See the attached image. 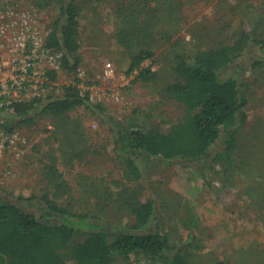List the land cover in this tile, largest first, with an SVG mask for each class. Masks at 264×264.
Instances as JSON below:
<instances>
[{
	"label": "rangeland",
	"instance_id": "obj_1",
	"mask_svg": "<svg viewBox=\"0 0 264 264\" xmlns=\"http://www.w3.org/2000/svg\"><path fill=\"white\" fill-rule=\"evenodd\" d=\"M183 3L186 24L173 43L180 41L190 50L204 48L200 44L204 29L217 22L229 21L238 27L258 23L264 15V0ZM78 4L82 7L81 66L76 73L57 70L52 88L41 98L61 96L64 86L81 80L79 87L89 104L72 111L65 121L44 113L30 125L16 122L12 126V137L0 152V194L28 199L51 192L48 167L53 166L67 183L69 193L60 199L64 206L106 222L131 225L134 219L129 210L108 197L104 186L124 181V160L117 153L119 136L134 129L167 132L188 115L184 105L165 99L162 93L176 80L173 45L143 66L158 73L155 82H141L139 72L126 76L124 51L114 40L111 0H78ZM36 5L37 0H0V24L9 26L8 33L15 36L20 28L12 25L25 20L30 34L37 33L45 42L59 9L57 4ZM256 36L264 40L262 30ZM2 41L0 62H11L20 52L12 40ZM58 56L55 51L43 62L50 73L59 64ZM257 60L262 65L253 67ZM242 63L248 107L233 155L236 170L217 166L209 185L201 176L200 162L147 163L141 181L126 184L141 202L156 203V228L172 245L191 238L185 250L193 264H264V48H251ZM114 264L165 262L134 254L117 258Z\"/></svg>",
	"mask_w": 264,
	"mask_h": 264
},
{
	"label": "trees",
	"instance_id": "obj_2",
	"mask_svg": "<svg viewBox=\"0 0 264 264\" xmlns=\"http://www.w3.org/2000/svg\"><path fill=\"white\" fill-rule=\"evenodd\" d=\"M52 4L58 5L59 16L45 46L61 54L60 70L76 73L82 63V7L78 0H37L36 6ZM111 14L114 40L124 51L126 76L139 72L141 82H155L158 73L143 66L158 51L173 45L176 80L162 93L165 99L184 105L188 115L167 132L134 129L119 136L117 153L124 160V181L107 183L104 192L129 210L134 219L131 225L106 222L64 206L60 199L69 193L67 183L53 166L48 167L51 192L28 199L1 193L0 264H114L117 258L129 259L134 254L165 264H193L185 250L191 238L180 246L172 245L156 228V203L141 202L126 184L141 181L147 163L200 162L201 176L209 185L217 166L236 170L233 155L248 107L242 59L251 48H264V40L256 36L259 30L264 32V15L258 23L249 21L238 27L229 21L217 22L204 29L200 42L204 48L190 50L180 41L173 43L186 24L183 0H111ZM210 42L214 45L209 46ZM261 65L260 60L252 62L253 67ZM51 73L55 81L57 71ZM80 83L76 80L64 86L61 96L14 104L8 128L11 131L16 122L30 125L44 113L65 121L72 111L89 104Z\"/></svg>",
	"mask_w": 264,
	"mask_h": 264
},
{
	"label": "built area",
	"instance_id": "obj_3",
	"mask_svg": "<svg viewBox=\"0 0 264 264\" xmlns=\"http://www.w3.org/2000/svg\"><path fill=\"white\" fill-rule=\"evenodd\" d=\"M16 27L20 28V33L14 36L8 33L9 26L0 24V44L2 40H12L13 48L20 52L11 62H0V152L12 137L7 125L14 104L29 98H41L48 88H52L50 72L43 62H48L55 51L46 48L44 39L37 33L30 34L31 29L25 20L14 22L12 28ZM58 58L59 64L54 71L60 70V53Z\"/></svg>",
	"mask_w": 264,
	"mask_h": 264
}]
</instances>
